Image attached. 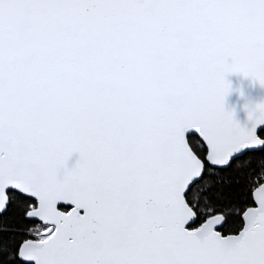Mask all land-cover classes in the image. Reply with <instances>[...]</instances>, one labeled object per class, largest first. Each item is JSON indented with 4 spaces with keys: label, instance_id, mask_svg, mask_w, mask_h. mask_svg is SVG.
I'll return each mask as SVG.
<instances>
[{
    "label": "snow or ice",
    "instance_id": "obj_1",
    "mask_svg": "<svg viewBox=\"0 0 264 264\" xmlns=\"http://www.w3.org/2000/svg\"><path fill=\"white\" fill-rule=\"evenodd\" d=\"M233 72L264 85V0H0V264H264Z\"/></svg>",
    "mask_w": 264,
    "mask_h": 264
},
{
    "label": "water",
    "instance_id": "obj_2",
    "mask_svg": "<svg viewBox=\"0 0 264 264\" xmlns=\"http://www.w3.org/2000/svg\"><path fill=\"white\" fill-rule=\"evenodd\" d=\"M226 79L230 82V90L224 98V110L231 112L239 125L250 126L253 119L260 114L257 105L264 104V85L239 72L228 73ZM76 158L77 154L73 153L69 158V165Z\"/></svg>",
    "mask_w": 264,
    "mask_h": 264
}]
</instances>
